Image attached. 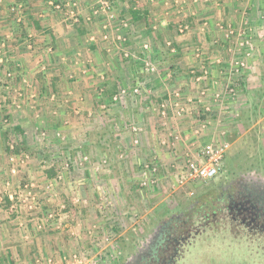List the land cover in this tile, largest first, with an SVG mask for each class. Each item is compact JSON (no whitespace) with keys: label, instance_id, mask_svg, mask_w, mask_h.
Instances as JSON below:
<instances>
[{"label":"rangeland","instance_id":"374dc122","mask_svg":"<svg viewBox=\"0 0 264 264\" xmlns=\"http://www.w3.org/2000/svg\"><path fill=\"white\" fill-rule=\"evenodd\" d=\"M43 1L41 7L49 6V0ZM53 1L61 4L60 9L47 7L48 14L40 18L39 24L31 15L40 12L39 6L33 10L35 1L0 0V206L5 211L3 222H8L3 233L16 240L21 234L15 243L28 248L26 252L22 249L24 256L2 255L0 264H79L72 260L73 255L85 264H118L128 245L140 238L155 218L174 211L178 203L191 200L211 185L208 181L178 185L179 167L187 154L208 143L227 144L221 178L237 167L264 166V87L257 88L256 82L251 84L256 88L242 89L236 81L239 77L233 79L228 62L222 77L226 82L222 84L212 77L211 69L206 73L202 69L194 76L204 80L212 77L205 87L201 78H191L200 83L198 96L185 95L174 87L165 93L166 86L179 87L182 80L174 79L172 68L166 71L156 65L161 60L159 55L154 56L156 60L150 55L158 42V32L151 26L161 24L159 18L151 17L155 23H150V14L145 13L132 22V13L137 12L132 10V4H142L139 9L146 0H75L76 22L70 15L72 7L63 6L66 0ZM102 1L108 2L107 9ZM217 2L180 3L181 9L194 14L179 20L176 12L172 14L171 23L161 25L170 34L160 32V41L176 42L173 37L181 36L182 42H211V32L216 28L223 32L226 41L243 43L244 48L264 41V6L247 24L218 26L210 17ZM52 20L58 28L63 27L56 35L66 34L69 44L58 38L57 42H49L43 53L40 51V58L44 56L45 61L42 72L41 66L19 68H25L21 72L24 77L35 74L39 82L34 86L36 92H29L31 96L20 97V81L15 80L20 71L10 62L12 57L23 54L21 58L26 63L34 55V38L21 34L20 29L26 25L36 28L37 23L44 30ZM182 26L187 29L180 32ZM46 34L49 33L40 36ZM106 36L113 47L109 55L103 52L94 59L86 54L88 42L101 44ZM74 43L77 48L73 52L79 53L82 64L92 57L91 68L88 66L76 78L68 79V69L80 65L56 63L67 58L70 44ZM29 44L31 49H27ZM48 63L55 66L47 67ZM105 66H113L114 74H125L118 89L104 84L105 79L103 83L97 81L100 77L96 74L104 72ZM131 69L137 72L139 82L127 80ZM6 73H12L13 79ZM166 76L171 79L166 81L171 82L164 80ZM50 77L59 78L49 90L55 96H43L42 92L36 98L38 85L44 91ZM208 87H215L217 92L207 91ZM101 89L103 93L107 90L102 97ZM163 104L165 108L161 107ZM91 106L94 111L89 114L86 109ZM176 108L177 112L181 108L184 111L175 113ZM21 125L23 129H18ZM44 174L49 180L41 181ZM30 189L34 199L27 197ZM37 248L43 251L34 252Z\"/></svg>","mask_w":264,"mask_h":264},{"label":"crops","instance_id":"0c3cea01","mask_svg":"<svg viewBox=\"0 0 264 264\" xmlns=\"http://www.w3.org/2000/svg\"><path fill=\"white\" fill-rule=\"evenodd\" d=\"M29 1L30 0H28V3H29ZM33 1H35L33 6H36L35 8H33V10H37L38 6L41 7V5L43 3H45L43 0H33ZM185 1L186 0H146L143 2L145 6L142 8H139V9L137 7H141L142 4H140L138 6L136 5V2H135V4H132V6H133L132 10L137 11V12L132 13V15L134 16L132 22L138 21L139 20L138 17H140L142 14H145V13H146V15L150 14V18L148 20V21H150V23H152V21H153V18H151V17H154V18L158 17L159 20L161 21L160 22L161 24H159V25L155 24L154 26H151V28L155 32H158L156 34V37H155L156 39H158V42H156L157 44H155L152 47V49H151L152 51L150 53H153V54H150V55H151L153 60H156L154 58V56L159 55L161 60L158 63H156V65L157 66L159 65V67L162 66L163 67L162 69L166 70V71L172 68V70L175 71V75H174L175 78L174 79L180 78V80H182L179 87H175L173 85H170L168 87L166 86L165 93H166V91H168V89H171L170 87H174L176 89L181 90V92L183 94L185 93V95L198 96L199 94H198L197 88L200 87L199 86L200 83L199 82L196 83L195 81H199V79L200 78L202 79V77H196L195 78L194 76H197L195 74L201 73L202 69H204V71H205L204 73H206L208 69H211V71H213V72H211L212 77H214L216 82L222 84L223 82H226L223 80L222 77H223L224 73H226V71H227L228 62L230 65V71L232 70V72H233L232 73L233 79H235V77H239V78H236V81H239L238 82L239 86L242 87V89H244V90L252 89L251 84H253V83L256 84V82L258 83L257 88H259V87L263 88L264 87V41H259V43H251L244 48L243 43H239L236 41L235 42L234 41H226L224 39L223 32L221 30H219L218 28H216L217 30L213 29V32H211V34H212L211 36L214 38V40H212L211 42H207L204 39L201 42H182L181 36L173 37V38L177 39V40H175L176 42L171 41L172 39H170V38H172V36H170V38H169L170 40L164 39V41H162V42L160 41V38H162L160 32H162V34H167V33L170 34V31L168 30V28L166 26H164V29H162L161 25H167V24L169 25L171 23L170 20L173 19L172 14H174L176 12L179 15L178 20L181 18L187 19L186 16L194 14L193 12H189L190 10L184 9L185 10L184 11L183 8L181 9L182 6L180 5V3L182 4ZM187 1H190V0H187ZM217 1L218 2L216 5H218V7L215 6L216 10L214 11V14H212L210 17L213 18V21L218 26H219V24L226 25V26L227 25L230 26L231 24L233 26H235V25L241 26L242 23L247 24L246 22L252 21L251 20L252 16L254 18V16H256L258 14L259 8L264 6L263 0H261L259 5H258L259 0H217ZM151 2H153V4H151ZM256 2L258 5V8L256 7L257 6ZM47 7L49 9H51L50 6H47ZM47 7H45V6L41 7L39 9L40 12L31 13L32 16L34 15L33 19L40 21L39 24H42V21L40 18H43L45 15L48 14L47 9H46ZM174 7H175V9H174L175 11L172 10V8H174ZM140 9H143L144 13H140L139 12ZM152 9H154L155 11L153 12ZM31 10H32V8H31ZM41 12L43 14H41ZM189 18H192V17L189 16ZM62 22H63V20H62ZM121 22H123V20ZM135 24H137V22H135ZM43 28H44V30H42V28H39L37 23H36V28L35 27L33 28L32 26L26 25L24 27L22 26V28L20 29L21 34L26 35L29 38H31V37L34 38L33 43H32L33 48H34V52H32V53L34 55L31 58V60L27 61L26 63L24 62V60H26V59L21 58L23 56V54L17 55L18 57H12V59H14V60H12V62H10V63H12L11 65L14 66V68H16L18 71H20L19 68L22 65L23 66L33 65V66H41L40 71L42 72V69H44V67H43L44 65H42V63L45 61H43L44 56H42L40 58V51H42V53H43L45 51L46 47L49 45V42H54V41L57 42L58 38H61L63 43L69 44L66 34H64L63 36H61V35L57 36L56 35V32L57 31L61 32V28H63V27L58 28V25L54 24L53 20H52V23L50 22L49 24H47V27H43ZM157 28H159L160 31H158ZM46 29H48V30H46ZM65 29H67L66 26H65ZM24 30L27 32H25ZM8 33L9 32H4L5 35H8ZM44 33H49V34H46L44 36H40L41 34H44ZM249 34H250V32H249ZM47 36L49 37L48 41H46ZM52 37H53V40H52ZM106 39H107V36H106ZM91 40H92V38H91ZM30 41H32V40H30ZM100 42H101V44H98V42H96V41H93L92 43L88 42L87 46H86L87 47L86 48V50H87L86 54H89V55L91 54V56L94 59H95V56L96 57L100 56L103 52H105L106 55H109L110 50L113 49L112 44H111L112 42H110L109 39L101 40ZM19 47L20 46H14V47L12 46L11 48L12 49H19ZM31 48L32 47L30 46V44L27 45V49H31ZM76 48H77L76 43H74L72 45L70 44L69 52L71 54L68 52L69 55L68 56L65 55L67 58H63L62 62L56 63L59 66L61 64V65L67 66V67H75V65H80V66H77L75 68H72L71 70L68 69L69 70L67 72V75H69V76H67L68 79L69 78H72V79L76 78V75L82 74L84 72L83 70H87L86 68L88 66H90V60L91 59H89V58H92V57H87L86 61L83 62V64H82V62L78 58L79 53L73 52V49H76ZM196 52H197V54H196ZM244 52H248V56L245 55ZM68 53H66V54H68ZM175 53H176V55H175ZM198 54H200L202 56V58H200L199 60L195 58V56H197ZM244 55H245V57H244ZM30 56H31V54L29 53L28 58ZM141 57H142V55H141ZM202 60L204 62L201 64ZM87 61H89V64H87L88 63ZM197 62H199L200 64ZM68 63L71 66L68 65ZM196 63H197V65H196ZM46 65H47V67L50 65L55 66L54 64H49V63ZM136 66H138V65H136ZM105 67H106V70L104 72L96 74L97 78L100 77V79L97 81L102 82V79H105L104 84H107L109 86L111 85L114 87L117 86V89H118V87L120 86L119 81H120V79H122V76H124V78H126L125 74L122 76L120 75V73L114 74L112 71L114 69L113 66L112 67L105 66ZM90 68H91V66H90ZM181 69H184V71L181 72ZM185 69L187 71H185ZM22 71H25V68H23ZM22 71H20L17 78H15V80L17 79L18 81H20V84H18V86L21 85V88L18 89L19 90L18 95H20V97L23 96L24 98L27 99L29 96H31L32 92L33 93H34V91L36 92V90H34V86H35V84H37L39 82H37V79H35V74L31 75L30 77H28V76L24 77L23 74L21 73ZM131 71L133 73L132 72L129 73L127 80L128 79H134V82H136V81L139 82L138 78L135 77L137 72H135V70H133V69H131ZM188 71L194 73V75H191V77H190L189 74L186 73ZM95 73H96V70L93 72L92 77H94ZM182 73H183V75H182ZM6 75L9 77V79H13V77H14L12 73H6ZM168 76H170V74H168ZM168 76L164 77L165 81L167 79H170V77H168ZM212 77L211 78L210 77H208V78L204 77L206 80L202 79V81L204 82V83H202L203 84L202 87H205L206 84L208 85L209 84L208 81H210V79H212ZM191 78H195V81H193ZM216 78H218V79H216ZM55 79H59V78L55 77ZM55 79L53 80V78H51V77L48 78V81H47L48 85L44 86L45 87L44 91H42V89L40 88V84H39L36 98H38L39 95L41 96L42 92H44L43 96L48 95L50 97H54L55 94L49 90H51V86H52L53 81L56 82ZM225 79H226V77H225ZM170 80L166 81V82H171ZM50 81H52V82L50 83ZM159 81L162 82L161 79ZM47 86H48V88H47ZM147 86L151 87V85H148V84H147ZM255 86L256 85H253L252 87H255ZM8 89L10 90V87ZM9 90H8V94H9ZM206 90L207 91L213 90L214 92L215 91L217 92L215 87L212 89L210 87H208ZM106 91L107 90H104V93H103V90L101 89L100 90V96L102 97L103 95H105ZM29 92H31L30 95H29ZM202 93L203 92H201V94ZM217 94L219 95L220 92ZM36 102H37V100H36ZM33 103H35V102H33ZM1 107L4 108L5 105H2ZM10 107H12V106H10ZM18 107L21 108L23 106L21 105ZM86 111H88V112L90 111L89 114H91V112L94 110L91 106V108L86 109ZM22 127L23 126L21 125L18 129H20V128L23 129ZM1 173L2 172L0 170V176H2ZM35 174L37 175V173H35ZM40 174L43 175L42 172ZM43 179H48L47 176H45V174H44V178H42L41 181H44ZM0 191H1V189H0ZM0 200H1V197H0ZM2 208L3 207L0 206V257L2 255H5L6 257L7 256L10 257L12 254L13 255L19 254V255L24 256L22 251L25 250L23 252H26L28 250L27 246L18 245L15 243L19 240V237L21 238V236H20L21 234H19L17 236V240H16V238H14V236L11 238V235L9 236L8 234L3 233L8 222H3L4 218H5V211H3ZM17 223H15V224H17ZM19 224L21 225V223H19ZM1 233H3V234H1ZM24 238L28 239L29 236H24ZM12 249H13V252H12ZM41 251H43V250L40 248H37V250H34V252H37V253H39Z\"/></svg>","mask_w":264,"mask_h":264},{"label":"flooded vegetation","instance_id":"af4514ba","mask_svg":"<svg viewBox=\"0 0 264 264\" xmlns=\"http://www.w3.org/2000/svg\"><path fill=\"white\" fill-rule=\"evenodd\" d=\"M210 182L155 218L118 264H264V166Z\"/></svg>","mask_w":264,"mask_h":264},{"label":"built area","instance_id":"2783aa9c","mask_svg":"<svg viewBox=\"0 0 264 264\" xmlns=\"http://www.w3.org/2000/svg\"><path fill=\"white\" fill-rule=\"evenodd\" d=\"M65 7L71 8L70 15L73 22L77 21V17L75 16L73 12V8L76 7V1L75 0H66L65 1ZM49 6L54 9H60L61 4H56L55 1L49 0L48 2ZM102 5L104 8H108L109 4L107 1H102ZM187 29V26H182L179 28L180 32H183ZM248 42V40H246ZM247 44V43H245ZM146 48V46H145ZM245 55L248 56V52L245 53ZM234 90L231 89L230 92H233ZM124 92V91H123ZM134 92H137V88L134 90ZM178 94H176V97ZM162 108H165L164 104L161 105ZM177 107V106H176ZM184 109L181 108L180 112H177V108L175 109V113H181ZM228 150V145L225 143H208L203 146H201L197 151L194 153L187 154L183 160L182 165L179 167V178H178V185L180 187L183 186H192L195 182H210L213 180L222 170V162L225 158L226 152ZM12 173H14V170H12ZM30 186H25V189H27ZM27 197H31V199H34L31 196V189L27 192ZM72 260L74 262H77L79 264H85L83 261L80 260V258L77 255L72 256ZM84 260V259H83Z\"/></svg>","mask_w":264,"mask_h":264},{"label":"trees","instance_id":"16d2710c","mask_svg":"<svg viewBox=\"0 0 264 264\" xmlns=\"http://www.w3.org/2000/svg\"><path fill=\"white\" fill-rule=\"evenodd\" d=\"M49 178V177H48Z\"/></svg>","mask_w":264,"mask_h":264}]
</instances>
